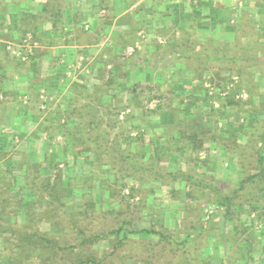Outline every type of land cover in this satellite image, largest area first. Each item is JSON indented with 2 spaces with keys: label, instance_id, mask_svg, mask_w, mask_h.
<instances>
[{
  "label": "rangeland",
  "instance_id": "1",
  "mask_svg": "<svg viewBox=\"0 0 264 264\" xmlns=\"http://www.w3.org/2000/svg\"><path fill=\"white\" fill-rule=\"evenodd\" d=\"M23 23L27 25L15 36L18 39L15 40L20 42L15 44L14 49L20 56L6 49L5 52L16 63L8 61L7 57L4 61L9 62V65L11 63L10 66L17 73L28 74L34 70L35 73L40 74L44 66L38 67L34 64V58L39 51H34L32 41L27 46L23 42L25 32L29 33L30 21L26 18ZM260 23L255 22L249 12L241 14L235 25L236 28L233 29V36L227 43L236 46L232 50L234 54H242V57L247 59L240 63L229 62L220 65L221 68H217L218 70L211 69L207 64L204 65L203 60L197 55L196 47L186 48L184 56L173 50L172 44L176 42L168 36L152 38L153 40L151 39L147 44L141 43L140 51L126 57L124 51L129 44L127 40L129 35H125L120 37L121 41L116 43L115 47L104 49L106 59L100 61V66L95 72L89 73L87 62L73 65L74 68L71 69L66 68L63 77L61 70L56 76V81L51 80L47 83L56 94L53 100L47 99L40 91V88H44L42 81L40 88L33 90L39 79L36 76L30 80L26 74L27 87L30 88L26 96L18 95V89L14 90V87L11 88L15 91L14 94L7 95L0 92V103L5 105L1 108L4 116L2 117L6 119L12 114L24 112L25 115L30 116V119H32L31 115L35 118L32 119V123L23 120L17 124H0V132L20 137L18 143H8L9 148L7 147V152L0 154V161L12 159L13 162L9 165L12 170L14 169L12 173L16 176H20L21 173L19 166L22 165L24 168L33 162L44 164L47 157L49 160L45 164L46 166L49 164L47 167L52 168L51 175L61 169L65 176L82 178L84 174L94 169L98 175L106 176L108 165L106 158L109 155L107 152H104L103 161L99 159L95 161L92 153H80L75 158L71 156L70 151L62 155L58 146L55 151L58 154L57 158L53 160L54 151L50 153L43 140L30 139L29 133H32L31 131L35 130L38 124L46 120L44 125H52L57 118L68 115L74 128L77 129L78 126L75 132L83 131L84 138H94L101 143L105 140L113 153L117 154L119 147L126 155L138 159L142 165L150 169L147 175L135 173L130 179H123L117 169L110 170L108 178L113 179L111 183H114L113 199L116 202L123 200L115 205L106 196L103 197L102 191H97L98 204L95 210L97 218L91 223L89 220L84 221L88 229L101 230L112 227L118 216H121L130 217L133 225L143 228L165 229L171 234L188 232L197 215L205 207V203H215L218 197L211 189L182 180L178 174L190 175L191 179H196L200 183H212L223 193L233 190L241 175L227 166V154L222 151L223 147L212 139H219L232 146L233 130L238 125H245L246 129L256 128L257 132L264 129V33L260 34L255 30L262 25ZM193 31L196 34L200 32L195 27ZM200 41L206 43L205 38ZM176 47L178 45L174 49H177ZM207 47L209 46L203 49ZM29 53H32V56L28 60L26 54ZM86 56L88 59L87 53ZM181 56L182 58H179ZM88 60L90 61V58ZM139 66H141L140 70H136ZM146 74L150 75L146 76ZM8 79L11 85H18V78L13 80L10 76ZM210 79L216 85L227 82L225 88L236 91L234 104H230V101L226 102L227 108L223 116L211 110L213 107H218L219 103L214 100V87ZM59 80L64 87L63 90L58 83ZM226 89L221 95L226 94ZM246 89H250L255 98L252 107L243 104L248 98ZM178 90L182 91V95L176 94L179 93ZM36 92L39 93L37 98L34 95ZM14 96H17L16 99ZM25 100L27 103H24ZM178 106L185 108L180 115L174 112L175 108L180 109ZM232 108L237 109L238 114L229 111ZM251 108L257 109V113L246 118L245 111ZM247 119L251 120L246 124ZM90 121L92 124L89 123ZM192 134L197 136V139H194L196 144L191 141L195 148L188 149L187 155H183L178 149L187 146L185 135ZM63 139L68 146L74 144H71L70 133L64 135ZM55 140L59 141L56 138ZM236 142L239 147L245 149L241 157L245 167L244 174L256 171L258 157L250 146L244 145L245 137L239 135ZM198 144H201L200 148L196 147ZM208 156V160H214L212 167L202 163ZM56 162L58 168L55 166ZM93 163H95L94 167ZM42 169L44 170L43 167ZM42 169H40L42 175L47 173ZM154 171L157 174L152 177L151 172ZM116 179L120 180L116 182ZM19 181L21 179L17 184L21 183ZM247 183L235 199V202L241 203L243 211L240 213L241 222L238 219L236 221V228L218 213L208 219L202 231L199 230L197 240L188 243L185 248L188 252L184 253L182 246L174 247L175 250H171L170 247L162 249L158 246L150 252L155 256L149 258L145 247L136 245V237H132L133 240L108 257V262L140 264L139 260H148L152 264H244L239 249L244 247V236L251 232L254 250L252 264H264V256L260 257L264 255V214L260 208L264 207V192L262 198L256 200L252 197L254 195H251L250 182ZM122 186L124 187L121 189ZM17 191H19L17 187L14 188L6 198L8 202L3 204V197L0 195V220L16 229L15 224L27 225L29 222L24 211L25 207L16 204ZM74 200L78 202L79 198ZM253 206H255L254 210H252ZM35 207L37 210L40 208L38 205ZM72 208L69 205L67 211H72ZM253 217L259 220L251 224ZM63 221H66V218ZM42 228L45 231L50 230L49 232L54 236L67 232L61 230L59 226L50 228V224L46 222L43 223ZM259 233L263 236H258ZM9 251H13L12 245L4 243L3 238H0V264H4L12 257L7 254ZM106 252L108 246L102 242L88 248L86 253L98 258ZM50 256L47 255V258ZM72 259L71 254L57 250L55 259L52 257V260H45L46 264H69ZM6 264H17V261ZM23 264H42V262L34 258Z\"/></svg>",
  "mask_w": 264,
  "mask_h": 264
},
{
  "label": "trees",
  "instance_id": "2",
  "mask_svg": "<svg viewBox=\"0 0 264 264\" xmlns=\"http://www.w3.org/2000/svg\"><path fill=\"white\" fill-rule=\"evenodd\" d=\"M256 26V25H255ZM254 26V28H255ZM258 33H264V24L260 25L255 29ZM181 37L179 40H176V44H172V47L176 52L184 56L186 48H195L197 55L200 56L199 59L203 60L204 65H208L211 69L221 68L220 65L233 62H244L246 59L241 55H236L232 52L236 46L227 42H221L217 39L215 33L213 37L208 38L205 42H201L200 39H191V32L193 31V26L188 28L179 29ZM190 35V36H189ZM188 40V41H187ZM187 43V45H186ZM209 46L203 49L205 46ZM245 47V46H244ZM245 48H248L246 46ZM137 51V50H136ZM135 51V52H136ZM207 51V52H205ZM233 53V54H232ZM179 57V58H182ZM30 59L31 56H28L27 59ZM28 59V60H29ZM218 70V69H217ZM210 81L213 83L214 87V100L219 103L218 107H213L211 110L223 116L224 111L227 108V101H230V104H234L235 100L234 95L236 91L233 89H226L225 86L227 82H222L216 85L212 79ZM226 89V94L221 95L222 92ZM176 94L182 95V91L178 90ZM248 98L246 101H243L244 105H249L250 107L254 106V96L250 89H246ZM37 98L39 93L34 94ZM179 107V106H178ZM174 109V112L177 115H180L181 112L185 111L184 107H179ZM229 111L238 114V110L235 108L230 109ZM257 113V109L251 108L245 111L247 115L253 116ZM32 119L34 120V116ZM251 119L246 120V124ZM46 121V120H45ZM43 123L38 124L36 128V134L45 136L44 143L47 147V150H50V153L54 151L53 160L57 158L55 151L57 147L60 146L62 155L70 151L71 156L80 155V153H92L94 155L95 161L97 159L102 160L104 152H107V175H98L97 172L92 169L91 172L84 174L82 178H73L69 175L65 176L61 169L57 170L56 174L51 175L52 168H49V164H46L49 160L45 156V163L40 164L38 162H33L32 164L26 165V167L19 166L18 169L21 171L20 176L13 175V170L10 167L12 159L7 158L4 163V168L0 170V195L3 197L2 204L8 202L9 193L17 187L16 196L18 197V206L25 207V214L28 218V224L19 226L15 224L16 228L2 222L0 220V238H3L4 243H9L13 247V251L7 252V254L12 255L8 258L4 264L10 261H17V264H23L27 261L33 260L34 258L46 264L45 259H55L57 257V250L67 252L72 255V260L69 264H112L108 262V257L113 255L116 251L125 246L133 240L132 237H136V245L139 247H145V250L149 253V258L155 256L152 252L154 247H160L164 249L165 247H170L171 250H175L174 247L178 248L182 246L183 252H188L185 250L188 243L196 241L199 237V230H203L205 224L208 222L211 216H215L220 213L224 218L233 225V228L237 227V219L241 222L240 213H242V207L240 202H235V199L238 198V192L244 190V184L250 182L251 185V195H254L256 200H260L264 192V129L261 132H257L256 128L246 129L245 125H238L234 128L233 139L231 144L222 142L219 139H212L216 143H219L223 148L222 151L227 154V166L230 169L240 173L241 177L237 182L238 188L236 187L233 190H229L227 193L220 192L212 183H200L196 179H191L190 175H184L179 173V177L182 180L189 181L195 185L201 184L208 189H211L218 197L217 202H206L205 207L202 209V212L197 215L196 221L188 232L174 233L171 234L165 229H152V228H143L137 225H133L130 217H121L118 216L115 220V223L112 227L104 228L101 230H90L84 224V221L89 220L90 223L96 219V206L98 204L96 196H98L97 191L103 192V197L106 196L111 203L117 205L120 201L113 199L115 197V191L113 188V179H109L110 170L119 171L122 174L123 179H130L134 176L135 173H145L148 174L150 169L140 163L138 159H132L126 153L119 149L117 145V154L110 151V147L106 145V141L99 142L94 140V138L85 137L83 131L75 132L78 129L74 128V124L71 122L69 116H64L63 118H57L55 124L44 125ZM90 124L91 121L89 122ZM68 133L71 135L73 145H66L64 135L67 136ZM183 133V132H182ZM67 134V135H66ZM59 135L61 139L56 141V136ZM242 135L245 137L244 145L250 146L253 153L258 157V165L256 171L244 174L245 167L242 161V152L245 149L239 147L236 138ZM187 146L179 148V152L183 155H187L188 149L195 148L193 143L194 139H197L196 134L185 135ZM193 141V143H191ZM57 145V146H56ZM77 145H80L78 148ZM186 145V144H185ZM201 144L196 145L197 148H200ZM77 147V148H76ZM116 147V146H115ZM100 153V154H98ZM202 161L206 166L212 167L214 165V160H208V157ZM103 161V160H102ZM93 163V167H94ZM211 164V166H210ZM66 165V164H65ZM55 166L58 168L57 162ZM10 167V168H9ZM44 168V170L42 169ZM11 169V170H10ZM47 172L44 175L41 174V170ZM131 169V172L129 170ZM8 170V171H7ZM242 172V174H241ZM152 177L157 173L156 171L151 172ZM18 174V173H17ZM53 176V177H52ZM141 176V175H139ZM21 179V183L17 184V181ZM120 179H116V182ZM17 185V186H16ZM124 186L121 187V189ZM94 193V194H93ZM95 195V197H94ZM79 198V201L76 202L74 199ZM248 203L251 202L248 201ZM1 205V204H0ZM40 207L37 210V206ZM71 205L72 211L68 212L67 207ZM109 205V203H108ZM257 206V203H256ZM76 208L77 210H74ZM255 206L252 207L254 210ZM262 208V214H264V207ZM37 210V211H36ZM252 210H249L252 212ZM248 212V213H250ZM66 218V221H63ZM242 218V217H241ZM83 220V222H82ZM256 219L251 218V224L255 222ZM49 223L50 228L52 227H61V230L67 231L62 233V235H52L49 231H45L42 228L43 223ZM82 222V223H81ZM61 225V226H60ZM183 233V234H182ZM54 236V237H53ZM250 236V237H249ZM258 236H263L262 233H259ZM253 235L250 232L247 236L243 238V246L239 249L241 261L244 264L253 263V248L252 240ZM105 242L108 246V252H106L102 257L96 258L93 254L86 253L88 248L94 246L95 244H101ZM135 242V241H134ZM86 251V252H85ZM51 255L47 258V255ZM81 254V255H80ZM45 255V259L44 258ZM12 259V260H11ZM181 263L183 260L180 261ZM140 264H152L148 260H139ZM190 264V263H188ZM261 264V263H260Z\"/></svg>",
  "mask_w": 264,
  "mask_h": 264
},
{
  "label": "crops",
  "instance_id": "3",
  "mask_svg": "<svg viewBox=\"0 0 264 264\" xmlns=\"http://www.w3.org/2000/svg\"><path fill=\"white\" fill-rule=\"evenodd\" d=\"M245 12H249L255 22L263 24L264 0H0V92L8 95L18 89V95L26 96L30 89L27 87L28 78L31 80L37 76L39 82L33 86V90L40 88L42 81L44 88H40V91L47 99L53 100L56 94L47 83L56 81L61 70L63 77L66 68L79 65L81 57L84 64L89 63V73L95 72L100 61L106 59L104 49L115 47L121 41L120 37L129 35L128 46L136 42L147 44L152 38L162 36L176 41L181 37L179 29L193 26L200 32L196 34L192 31L189 41L198 38L208 40L215 33L219 41L229 42L239 17ZM26 18L30 21L28 32L34 51H39L34 64L44 66L40 74L34 70L28 74L17 73L10 66L11 63L9 65L4 61L7 57L8 61L16 63L5 50L8 46L16 47L15 44L20 42L15 36L27 25L23 23ZM26 55L32 56V53ZM140 67L136 70H140ZM10 76L13 80L18 78L17 86L11 85ZM58 83L63 90L60 80ZM4 106L0 103V124H17L23 120L32 123L30 116L24 112L8 114L10 121L9 117L4 119L1 110ZM10 108L12 111L11 103ZM31 132L30 139L45 140L44 135L40 137L35 133L36 129ZM56 139L60 140L61 137L57 135ZM19 140L18 135H6L1 131L0 154L7 152L8 143H18ZM5 160L0 161V170L5 167Z\"/></svg>",
  "mask_w": 264,
  "mask_h": 264
},
{
  "label": "built area",
  "instance_id": "4",
  "mask_svg": "<svg viewBox=\"0 0 264 264\" xmlns=\"http://www.w3.org/2000/svg\"><path fill=\"white\" fill-rule=\"evenodd\" d=\"M31 40H32L31 35L28 33L25 35L23 42L27 46L31 42ZM138 48H139V44L137 42L133 46L126 47L124 51L125 56L126 57L131 56ZM7 49L10 50L11 53L18 54L20 56L19 53H16L14 47L8 46ZM21 58L24 59V57H21ZM79 62H80L79 64H81V62L84 63V59L81 57L79 59Z\"/></svg>",
  "mask_w": 264,
  "mask_h": 264
}]
</instances>
